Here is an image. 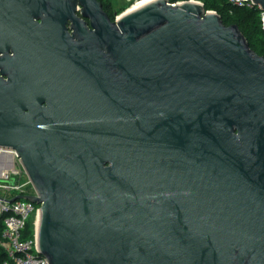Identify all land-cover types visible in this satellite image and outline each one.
Returning <instances> with one entry per match:
<instances>
[{"label":"water","instance_id":"obj_1","mask_svg":"<svg viewBox=\"0 0 264 264\" xmlns=\"http://www.w3.org/2000/svg\"><path fill=\"white\" fill-rule=\"evenodd\" d=\"M47 5L54 64L85 72V98L0 79V146L47 264H264V57L195 1L112 22L99 0H0Z\"/></svg>","mask_w":264,"mask_h":264},{"label":"flooded vegetation","instance_id":"obj_2","mask_svg":"<svg viewBox=\"0 0 264 264\" xmlns=\"http://www.w3.org/2000/svg\"><path fill=\"white\" fill-rule=\"evenodd\" d=\"M76 16L80 17L79 12ZM82 19L90 29L89 21ZM64 29L77 41L72 21ZM18 71L34 86L54 93V98H85L89 90L84 71L59 69L54 64V8L48 5L0 7V79L10 81Z\"/></svg>","mask_w":264,"mask_h":264},{"label":"built area","instance_id":"obj_3","mask_svg":"<svg viewBox=\"0 0 264 264\" xmlns=\"http://www.w3.org/2000/svg\"><path fill=\"white\" fill-rule=\"evenodd\" d=\"M128 1L131 2L130 8L141 2V0ZM168 1L172 5L184 2ZM187 1L202 4L197 0ZM228 3L231 6L253 7L247 0H228ZM10 164L12 166L8 167ZM23 195H34L31 182L20 165L16 152L0 146V220L2 222L0 248L6 255L2 264H47V260L38 252L35 225L38 205L27 200L15 199ZM30 221L33 224V232L31 236H26L25 229Z\"/></svg>","mask_w":264,"mask_h":264},{"label":"trees","instance_id":"obj_4","mask_svg":"<svg viewBox=\"0 0 264 264\" xmlns=\"http://www.w3.org/2000/svg\"><path fill=\"white\" fill-rule=\"evenodd\" d=\"M109 18L114 21L115 13L111 6L103 0H99ZM181 1V0H180ZM187 1V0H182ZM202 2L206 11L216 12L225 26L235 24L246 38L249 47L259 56H264V33L262 32V14L256 7L231 6L228 0H197ZM2 222L0 220V233ZM33 224L30 221L25 229L26 236H31ZM6 259V255L0 248V264Z\"/></svg>","mask_w":264,"mask_h":264},{"label":"rangeland","instance_id":"obj_5","mask_svg":"<svg viewBox=\"0 0 264 264\" xmlns=\"http://www.w3.org/2000/svg\"><path fill=\"white\" fill-rule=\"evenodd\" d=\"M103 1L111 6L113 12L115 13V16H120L131 7V2L128 0H103Z\"/></svg>","mask_w":264,"mask_h":264},{"label":"bare ground","instance_id":"obj_6","mask_svg":"<svg viewBox=\"0 0 264 264\" xmlns=\"http://www.w3.org/2000/svg\"><path fill=\"white\" fill-rule=\"evenodd\" d=\"M152 1H154V0H141L140 3L134 5V6H133L132 8H130L129 10L137 9V8H139V7H141V6L145 5V4H147V3H149V2H152ZM129 10H128V11H129Z\"/></svg>","mask_w":264,"mask_h":264}]
</instances>
